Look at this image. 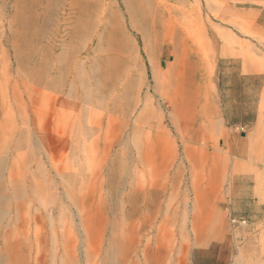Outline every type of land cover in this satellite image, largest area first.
<instances>
[{
  "label": "rangeland",
  "instance_id": "374dc122",
  "mask_svg": "<svg viewBox=\"0 0 264 264\" xmlns=\"http://www.w3.org/2000/svg\"><path fill=\"white\" fill-rule=\"evenodd\" d=\"M261 9L0 0V264H264V91L258 127L223 106L227 71L264 73Z\"/></svg>",
  "mask_w": 264,
  "mask_h": 264
},
{
  "label": "crops",
  "instance_id": "0c3cea01",
  "mask_svg": "<svg viewBox=\"0 0 264 264\" xmlns=\"http://www.w3.org/2000/svg\"><path fill=\"white\" fill-rule=\"evenodd\" d=\"M256 20L259 23V29L264 31V9L258 12ZM223 63L225 65L238 64L237 61H224ZM242 67L239 63L237 68H231V70L227 71V75L223 77L224 98L227 99L223 106L230 110L227 115L241 117L235 122L236 124L238 123L244 127H258L259 116L262 115L259 112L258 102L264 91V73L258 71L243 73ZM203 74L200 71L199 76L191 78V84L189 81L186 82V90L183 92L181 102L177 103V112L182 113L181 122L183 124H191L192 127L200 123L198 108L209 107V93L207 90L209 89L208 85L213 81L209 76ZM216 83H218V80ZM244 95H246L248 103H237L236 98L242 100L245 97ZM188 109L192 111L188 114L190 117L187 118L184 117L183 113ZM234 109H239V111L234 112Z\"/></svg>",
  "mask_w": 264,
  "mask_h": 264
},
{
  "label": "bare ground",
  "instance_id": "6f19581e",
  "mask_svg": "<svg viewBox=\"0 0 264 264\" xmlns=\"http://www.w3.org/2000/svg\"><path fill=\"white\" fill-rule=\"evenodd\" d=\"M237 207V206H236Z\"/></svg>",
  "mask_w": 264,
  "mask_h": 264
}]
</instances>
